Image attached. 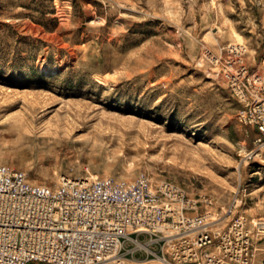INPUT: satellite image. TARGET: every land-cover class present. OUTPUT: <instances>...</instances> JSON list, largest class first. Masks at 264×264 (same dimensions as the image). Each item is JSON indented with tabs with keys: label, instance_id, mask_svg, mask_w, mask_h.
Instances as JSON below:
<instances>
[{
	"label": "rangeland",
	"instance_id": "374dc122",
	"mask_svg": "<svg viewBox=\"0 0 264 264\" xmlns=\"http://www.w3.org/2000/svg\"><path fill=\"white\" fill-rule=\"evenodd\" d=\"M236 43L264 75V0H0V164L38 185L147 175L264 217V150L204 57Z\"/></svg>",
	"mask_w": 264,
	"mask_h": 264
},
{
	"label": "built area",
	"instance_id": "2783aa9c",
	"mask_svg": "<svg viewBox=\"0 0 264 264\" xmlns=\"http://www.w3.org/2000/svg\"><path fill=\"white\" fill-rule=\"evenodd\" d=\"M245 54L236 43L225 55L208 49L204 57L239 102L256 154L264 150V75L251 71ZM238 207L234 199L218 213L212 197L147 175H62L38 185L0 164V264H264V217L250 220Z\"/></svg>",
	"mask_w": 264,
	"mask_h": 264
},
{
	"label": "bare ground",
	"instance_id": "6f19581e",
	"mask_svg": "<svg viewBox=\"0 0 264 264\" xmlns=\"http://www.w3.org/2000/svg\"><path fill=\"white\" fill-rule=\"evenodd\" d=\"M234 38H235L237 41H239V42L242 41V39H241V37H240L239 35H237V36L234 35Z\"/></svg>",
	"mask_w": 264,
	"mask_h": 264
}]
</instances>
